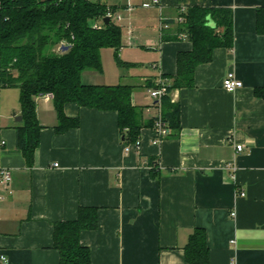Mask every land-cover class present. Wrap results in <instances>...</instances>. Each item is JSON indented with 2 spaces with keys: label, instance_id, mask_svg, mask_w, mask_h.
Segmentation results:
<instances>
[{
  "label": "crops",
  "instance_id": "obj_1",
  "mask_svg": "<svg viewBox=\"0 0 264 264\" xmlns=\"http://www.w3.org/2000/svg\"><path fill=\"white\" fill-rule=\"evenodd\" d=\"M93 1L118 7L123 47L118 58L105 51L111 73L101 52L102 72L86 71L82 83L132 87L143 110L139 137L125 139L118 113L75 104L65 114L79 126L57 133L53 99L41 96L40 144L29 166L16 146L20 91L1 89L0 168L12 173L9 186L0 184L5 264H60L54 225L76 221L80 209L97 211V227L80 234L92 264H188L196 229L206 232L208 264H264V100L255 94L264 88V36L256 31L264 0H159L150 8L142 5L151 0ZM194 7L232 10L233 50L216 49L193 87L169 93L181 128L154 145L149 85L162 79L170 87L178 54L193 50L178 18ZM230 72L243 83L235 93L223 88Z\"/></svg>",
  "mask_w": 264,
  "mask_h": 264
},
{
  "label": "trees",
  "instance_id": "obj_2",
  "mask_svg": "<svg viewBox=\"0 0 264 264\" xmlns=\"http://www.w3.org/2000/svg\"><path fill=\"white\" fill-rule=\"evenodd\" d=\"M117 11L118 7L93 0H0V86L20 91L22 126L16 130V146L29 166L42 130L37 99L48 94L53 96L58 116L57 133L79 126V119L65 114L66 106L75 104L118 113L125 139H138L143 110L132 103L133 88L82 83L86 71L102 72L103 49H113L118 58L123 30L114 19ZM109 12L114 17L105 24ZM180 18L179 34L186 35L193 50L178 54L177 73L170 77L168 93L193 87L197 68L210 63L216 49L232 51L234 46L232 10L194 7L180 13ZM256 31L264 36V7L257 10ZM63 45L69 49L63 50ZM255 94L264 100V88L256 89ZM162 116L170 134H179L180 106L169 94L163 100ZM96 227L95 209H80L76 221L54 225L60 264H92L91 251L80 243V234ZM208 253L206 232L196 229L185 247L186 262L208 264Z\"/></svg>",
  "mask_w": 264,
  "mask_h": 264
},
{
  "label": "built area",
  "instance_id": "obj_3",
  "mask_svg": "<svg viewBox=\"0 0 264 264\" xmlns=\"http://www.w3.org/2000/svg\"><path fill=\"white\" fill-rule=\"evenodd\" d=\"M159 5H160L159 0H151L149 3H144L142 7L150 8ZM132 9L133 7L130 6L129 11L131 12ZM107 17H110L112 19L114 16L111 14V12H109ZM178 21L180 23L183 22V18L179 17ZM97 27L98 26H95V28ZM164 27H167V25L164 24ZM168 86L169 85L167 82H165L162 79H158L155 82L154 87L148 89L149 98H151L154 101L153 105L150 107V109H154L155 111L154 127H153L154 145H161L163 141L170 136L171 133L168 123L164 121L162 116L163 100L169 94ZM223 88L229 93H235L237 90L243 88V83L237 79L234 73L230 72L226 75V77L223 80ZM0 92H1V86H0ZM45 97L48 99H53V96L51 94L45 95ZM243 150H244V145L236 144V151L238 153L242 152ZM54 166L58 167L57 164ZM11 181H12L11 171L8 169L0 168V184L3 186H9ZM240 195L244 196V193H241ZM232 216L235 217V213H233ZM7 262H8L7 258L1 255L0 264H5Z\"/></svg>",
  "mask_w": 264,
  "mask_h": 264
},
{
  "label": "rangeland",
  "instance_id": "obj_4",
  "mask_svg": "<svg viewBox=\"0 0 264 264\" xmlns=\"http://www.w3.org/2000/svg\"><path fill=\"white\" fill-rule=\"evenodd\" d=\"M44 1V0H43ZM105 51H109V53H115V51L113 49H110V48H107V49H103L102 50V56H105V59H104V64H105V68H106V71L109 73H111L110 71V65L112 64V58L110 56H108L109 54H105L106 52ZM114 59H115V55H114Z\"/></svg>",
  "mask_w": 264,
  "mask_h": 264
},
{
  "label": "water",
  "instance_id": "obj_5",
  "mask_svg": "<svg viewBox=\"0 0 264 264\" xmlns=\"http://www.w3.org/2000/svg\"><path fill=\"white\" fill-rule=\"evenodd\" d=\"M110 22H111V18H110V17H106V18L104 19V23H105V24H109ZM212 25H213V24H212ZM62 48H63V50H65V51L69 49V47H68V46H65V45H64ZM17 120H18V121H22V117H18Z\"/></svg>",
  "mask_w": 264,
  "mask_h": 264
}]
</instances>
